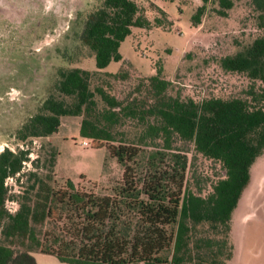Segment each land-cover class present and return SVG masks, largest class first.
Returning a JSON list of instances; mask_svg holds the SVG:
<instances>
[{
	"label": "trees",
	"instance_id": "obj_1",
	"mask_svg": "<svg viewBox=\"0 0 264 264\" xmlns=\"http://www.w3.org/2000/svg\"><path fill=\"white\" fill-rule=\"evenodd\" d=\"M202 1L191 17L194 27L205 11L207 0ZM215 1L222 16L233 6L231 0ZM251 4L261 35L216 60L222 71L247 78L244 96L200 102L171 96L161 68L146 79L145 99L123 102L101 88L93 91L95 75L122 60L119 49L132 29L150 30L152 24L135 0H101L88 13L78 40L94 56L96 71L58 68L44 101L14 139L31 144L57 133L63 117H82L80 136L91 140L92 148L106 149L122 169L121 179L102 194L82 191L69 179L57 188L55 148L44 154L41 147L34 160L30 148H4L0 264H37V253L64 264H227L234 257L233 214L253 164L264 155V0ZM154 23L162 25L158 18ZM95 94L104 106L100 111ZM124 118L141 122L137 142L116 139ZM191 149L224 172L207 192L186 188ZM10 179L19 187L16 194L7 185ZM10 199L17 205L14 212L6 207Z\"/></svg>",
	"mask_w": 264,
	"mask_h": 264
},
{
	"label": "rangeland",
	"instance_id": "obj_2",
	"mask_svg": "<svg viewBox=\"0 0 264 264\" xmlns=\"http://www.w3.org/2000/svg\"><path fill=\"white\" fill-rule=\"evenodd\" d=\"M135 1L152 26L150 30L132 29L119 49L122 60L95 75L93 91L101 88L123 102L145 99L146 79L161 68L163 77L171 82L168 92L173 97L200 102L210 96H244L250 84L247 78L222 71L216 60L243 50L261 35L259 13L251 0H231L233 6L224 16L219 14L221 9L215 0H207L197 27L192 26L191 17L203 5L202 0ZM100 2L0 0V152L6 147L30 148V159L34 160L41 147L45 148L44 154L55 148L56 187L69 179L80 190L96 194L108 192L120 181L122 169L104 147L92 148L91 140L80 136L82 117H63L57 133L34 139L31 144H16L14 133L44 101L58 68L96 71L94 56L80 44L78 36L85 17ZM157 18L161 26L154 23ZM95 101L97 110H102L97 94ZM141 128L137 119L124 118L116 126L115 137L118 141L137 142ZM188 157L187 190L207 192L216 177L224 175L219 164L193 149ZM31 167L27 162L26 168ZM45 168L46 162L39 171ZM7 185L11 194L18 193L14 180H8ZM259 206H264V155L253 164L250 184L234 211L231 239L235 255L227 264H264V218H254ZM6 207L14 212L17 205L10 199ZM34 258L37 264H64L44 254H34Z\"/></svg>",
	"mask_w": 264,
	"mask_h": 264
},
{
	"label": "crops",
	"instance_id": "obj_3",
	"mask_svg": "<svg viewBox=\"0 0 264 264\" xmlns=\"http://www.w3.org/2000/svg\"><path fill=\"white\" fill-rule=\"evenodd\" d=\"M101 72H104V70H102ZM254 218L256 219V221L259 218H264V206H259V207L256 208Z\"/></svg>",
	"mask_w": 264,
	"mask_h": 264
},
{
	"label": "built area",
	"instance_id": "obj_4",
	"mask_svg": "<svg viewBox=\"0 0 264 264\" xmlns=\"http://www.w3.org/2000/svg\"><path fill=\"white\" fill-rule=\"evenodd\" d=\"M83 145H84V146H87V145H88V143H87V142H83Z\"/></svg>",
	"mask_w": 264,
	"mask_h": 264
}]
</instances>
